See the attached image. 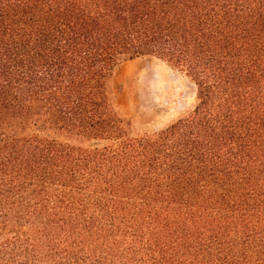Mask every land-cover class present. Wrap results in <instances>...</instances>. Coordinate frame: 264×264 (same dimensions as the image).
<instances>
[{
    "label": "trees",
    "instance_id": "obj_1",
    "mask_svg": "<svg viewBox=\"0 0 264 264\" xmlns=\"http://www.w3.org/2000/svg\"><path fill=\"white\" fill-rule=\"evenodd\" d=\"M137 57L188 116L119 112ZM0 264H264V0H0Z\"/></svg>",
    "mask_w": 264,
    "mask_h": 264
},
{
    "label": "rangeland",
    "instance_id": "obj_2",
    "mask_svg": "<svg viewBox=\"0 0 264 264\" xmlns=\"http://www.w3.org/2000/svg\"><path fill=\"white\" fill-rule=\"evenodd\" d=\"M115 103L136 131L167 127L188 116L197 101L195 83L181 70L155 57L120 64L113 76Z\"/></svg>",
    "mask_w": 264,
    "mask_h": 264
}]
</instances>
